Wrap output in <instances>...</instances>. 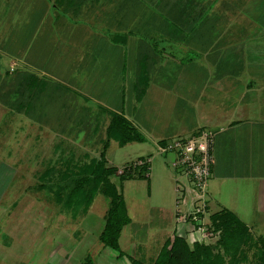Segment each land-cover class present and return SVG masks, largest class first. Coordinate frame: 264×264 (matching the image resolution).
Here are the masks:
<instances>
[{
    "label": "crops",
    "instance_id": "0c3cea01",
    "mask_svg": "<svg viewBox=\"0 0 264 264\" xmlns=\"http://www.w3.org/2000/svg\"><path fill=\"white\" fill-rule=\"evenodd\" d=\"M29 76L36 77V103L38 79L61 81L109 97L106 115L145 128L144 141L122 155L134 152L146 165L144 178L120 181L128 223L118 255L126 264H153L171 235L192 245L191 225L177 210L189 206L193 192L173 154L161 149L174 138L215 133L209 215L229 211L241 221L237 207H260L264 215V0H0L3 107L18 89L11 79ZM60 117L68 123L59 127L89 120ZM106 150L105 164L114 167ZM134 182L146 184L147 204L142 216L130 217L122 184Z\"/></svg>",
    "mask_w": 264,
    "mask_h": 264
},
{
    "label": "rangeland",
    "instance_id": "374dc122",
    "mask_svg": "<svg viewBox=\"0 0 264 264\" xmlns=\"http://www.w3.org/2000/svg\"><path fill=\"white\" fill-rule=\"evenodd\" d=\"M11 80L14 88L22 89L26 85L24 80ZM38 82L41 83L37 89L39 102L36 103L35 94L30 108L25 107L27 111H18L12 105L16 94L9 95L13 101L6 106L8 109L0 104V264H126L122 255H118L119 250L105 248L98 241L110 208V198L102 187L92 195L88 205L83 203L74 208L65 203L73 181L87 175L90 166L100 159L111 119L104 109L110 107L111 102H107L110 98L83 94L81 86L61 81L44 78ZM32 86L36 89V78ZM87 115L89 120L84 127L56 126L68 123L60 116L69 120L85 119ZM138 123V129L147 137L145 128ZM76 130V137L74 133L67 135ZM134 146L136 143L120 147L109 142L106 159L116 168H122L125 162L127 166L136 161L132 158L135 153L122 155ZM108 180L121 189L118 171ZM122 185L129 216H142L147 204L146 184ZM233 209L248 225V236L235 264H264L263 211L260 207ZM217 210L216 206L210 208L211 213ZM153 225L148 223L150 227ZM214 238L208 246L227 263L229 258L216 246L219 234ZM203 241L211 242L207 238ZM133 261L128 260L129 264Z\"/></svg>",
    "mask_w": 264,
    "mask_h": 264
},
{
    "label": "trees",
    "instance_id": "16d2710c",
    "mask_svg": "<svg viewBox=\"0 0 264 264\" xmlns=\"http://www.w3.org/2000/svg\"><path fill=\"white\" fill-rule=\"evenodd\" d=\"M35 78L29 76V78L23 79L26 83L25 87L22 90L18 88L15 91L17 97L12 105L15 104L13 106L18 111H23V109L27 111L25 107L30 108V103L35 98L32 95V91L35 88L32 86ZM106 135L107 139L100 154V159L90 166L89 172V167L87 168V175L73 181V186L66 196L65 203L67 206H73L74 208L80 207L83 203L88 205L92 195L99 187H102L103 193L110 198V208L104 217V224L99 233L98 241L103 247L118 251L119 235L122 227L128 223V217L119 190L108 180L110 175L117 172V168L105 164L104 150L110 140H114L123 146L132 142H143L144 136L127 119L117 113H111ZM145 172L146 165L144 163L140 171L134 170L130 172L123 170L121 174H118V179L122 181L134 177L144 178ZM209 221V229L215 237H218L219 234L216 246L221 247L225 257L229 258L227 263H225L224 258L220 254L213 253L212 248L208 246H211L213 240L207 244L193 243L190 246L184 238L171 235L162 245L153 264H235L241 247L246 242L248 227L229 211L214 213L210 215ZM132 264L140 263L133 261Z\"/></svg>",
    "mask_w": 264,
    "mask_h": 264
},
{
    "label": "built area",
    "instance_id": "2783aa9c",
    "mask_svg": "<svg viewBox=\"0 0 264 264\" xmlns=\"http://www.w3.org/2000/svg\"><path fill=\"white\" fill-rule=\"evenodd\" d=\"M14 69V64L9 66V71ZM214 132L211 130H200L194 135L187 138H177L165 142L161 149L164 152L173 154V166L178 173L184 176L190 184L193 197L189 202V209L184 207L177 210L178 219L182 222H188L191 225V234L193 243H204L203 239H213L215 235L209 229L208 203L206 197V185L211 173V165L213 163V140ZM142 160L127 165L120 170L133 172L137 168L144 165ZM178 198L176 205H183L185 195L180 187L176 189ZM176 206V207H177ZM205 244V243H204Z\"/></svg>",
    "mask_w": 264,
    "mask_h": 264
}]
</instances>
